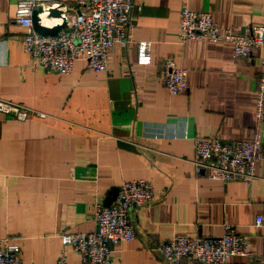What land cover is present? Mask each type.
I'll return each mask as SVG.
<instances>
[{
  "label": "crops",
  "instance_id": "crops-1",
  "mask_svg": "<svg viewBox=\"0 0 264 264\" xmlns=\"http://www.w3.org/2000/svg\"><path fill=\"white\" fill-rule=\"evenodd\" d=\"M17 1L0 0V97L44 115L17 121L0 113V239L19 246L22 264H54L61 253L67 264H81L61 234L92 231L95 202L135 179L152 183L156 201L131 212L136 237L112 247V264H164L152 242L219 237L227 224L251 255L226 264H264V121L263 154L249 183L196 175L191 163L196 137H251L264 50L234 59L228 42L177 37L184 6L243 31L264 26V0H132L128 44L109 50L107 71L77 60L62 76L31 66L24 29L14 22ZM142 41L150 43L148 64L137 63ZM166 57L187 70L180 94L162 84Z\"/></svg>",
  "mask_w": 264,
  "mask_h": 264
},
{
  "label": "built area",
  "instance_id": "built-area-1",
  "mask_svg": "<svg viewBox=\"0 0 264 264\" xmlns=\"http://www.w3.org/2000/svg\"><path fill=\"white\" fill-rule=\"evenodd\" d=\"M132 7V0H75L71 7H65L61 0H18L14 22L24 29L22 49L28 54L32 67H43L62 76L72 71L75 61L83 60L87 70L107 71L109 50L114 45L125 47L128 44ZM37 8L41 9L37 13L39 23L43 24L42 14L49 15L51 9H58L62 11V19L56 24L65 20L66 27L55 35L37 33L32 23V13ZM177 37L180 43L200 39L228 42L234 59L251 56L257 48L264 50V26L253 25L243 31L221 28L211 12L193 11L186 6L179 14ZM149 45L145 41L138 43V64L150 63ZM260 67L255 83L256 125L251 137L231 140H222L218 136L194 138L191 163L196 175L222 183H249L255 177L256 164L263 154L259 125L264 121V54ZM159 73L169 94L177 95L187 89V70L172 58L162 59ZM0 113L17 121H24L30 115L44 116L1 97ZM155 201L156 195L149 180L122 181L116 198L109 205L95 202L94 229L90 232H64L60 236L61 243L79 255L81 264H112V247L136 237L137 228L131 212ZM261 222L260 217L255 219L256 226ZM7 240L0 239V264H22L19 246ZM148 248L164 264H226L232 256L251 255L246 238L228 224L219 237L173 235L152 242ZM54 264H67L65 254L61 253Z\"/></svg>",
  "mask_w": 264,
  "mask_h": 264
},
{
  "label": "water",
  "instance_id": "water-1",
  "mask_svg": "<svg viewBox=\"0 0 264 264\" xmlns=\"http://www.w3.org/2000/svg\"><path fill=\"white\" fill-rule=\"evenodd\" d=\"M41 9L37 8L32 13V23L34 30L42 35H55L59 30L66 27L65 20L61 24H56L52 26H46L39 23V18L37 17V13L40 12ZM62 11L58 9H51L48 16L60 17ZM10 118V117H9ZM118 188H112L108 193L103 202L104 205H109L112 200H114L117 196Z\"/></svg>",
  "mask_w": 264,
  "mask_h": 264
},
{
  "label": "bare ground",
  "instance_id": "bare-ground-1",
  "mask_svg": "<svg viewBox=\"0 0 264 264\" xmlns=\"http://www.w3.org/2000/svg\"><path fill=\"white\" fill-rule=\"evenodd\" d=\"M61 19H62V17H54V16H48V15H45V14H42L41 15V21L42 20H45V21H47V20H55V22H60L61 21ZM57 22V23H58ZM56 24V23H55Z\"/></svg>",
  "mask_w": 264,
  "mask_h": 264
}]
</instances>
